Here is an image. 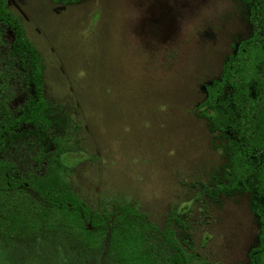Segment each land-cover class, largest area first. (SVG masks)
I'll return each instance as SVG.
<instances>
[{
	"label": "rangeland",
	"instance_id": "rangeland-1",
	"mask_svg": "<svg viewBox=\"0 0 264 264\" xmlns=\"http://www.w3.org/2000/svg\"><path fill=\"white\" fill-rule=\"evenodd\" d=\"M38 49L44 93L75 125L71 188L92 208L137 204L163 228L173 224L182 246L204 264H248L258 224L245 192L225 194L226 140L197 105L223 57L249 33L240 0H8ZM11 35L0 27V98L15 113L25 99L21 80L4 69ZM37 137L17 139L0 153L22 174L40 169ZM41 172V170L39 171ZM54 236L4 247L0 264H111L106 245L69 259Z\"/></svg>",
	"mask_w": 264,
	"mask_h": 264
},
{
	"label": "trees",
	"instance_id": "trees-1",
	"mask_svg": "<svg viewBox=\"0 0 264 264\" xmlns=\"http://www.w3.org/2000/svg\"><path fill=\"white\" fill-rule=\"evenodd\" d=\"M240 1L249 33L223 57L218 76L204 85L197 109L228 146V176L214 189L229 195L248 193L249 209L258 224L248 264H264V0ZM0 27L11 35L4 69L12 79L21 80L25 94L15 113L8 99L0 98V153L8 143L35 136V160L41 166L22 174L0 155L2 245L46 234L54 236L69 259L86 258L106 245L111 264H204L190 245L182 246L173 228L174 223L188 228L179 211L170 210L160 228L137 204L119 202L98 211L71 188L72 166L61 157L76 150L75 125L58 103L45 96L41 55L21 20L9 10L8 0H0Z\"/></svg>",
	"mask_w": 264,
	"mask_h": 264
}]
</instances>
